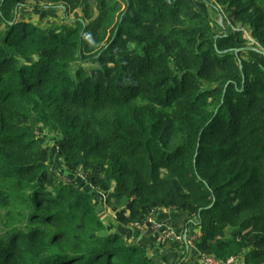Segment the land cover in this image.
I'll return each instance as SVG.
<instances>
[{"label": "trees", "instance_id": "1", "mask_svg": "<svg viewBox=\"0 0 264 264\" xmlns=\"http://www.w3.org/2000/svg\"><path fill=\"white\" fill-rule=\"evenodd\" d=\"M0 24V264H158L96 192L119 226L171 209L199 256L264 264V0H0Z\"/></svg>", "mask_w": 264, "mask_h": 264}, {"label": "crops", "instance_id": "2", "mask_svg": "<svg viewBox=\"0 0 264 264\" xmlns=\"http://www.w3.org/2000/svg\"><path fill=\"white\" fill-rule=\"evenodd\" d=\"M80 180H83V175L79 174ZM82 182V181H81ZM92 189V188H91ZM97 193L96 204L99 208H103L100 212L103 218H106V224L109 228H113L116 231L122 232L127 242L135 243L148 251L150 257L154 258L158 264H177L180 255L182 254L181 248L188 245V257L184 264H202L199 254L195 253L194 246L189 243L188 238L185 242V232L183 227L185 224L186 215L176 213L173 210H159L155 214L156 221L159 224L167 225L174 230L179 239H174L173 241H168L166 243H161L158 240V235L150 227L144 228L143 230H137L132 224L129 226H119L113 224L112 214L108 209H106L104 204V197L101 193ZM112 221H111V220ZM160 246V247H159Z\"/></svg>", "mask_w": 264, "mask_h": 264}, {"label": "rangeland", "instance_id": "3", "mask_svg": "<svg viewBox=\"0 0 264 264\" xmlns=\"http://www.w3.org/2000/svg\"><path fill=\"white\" fill-rule=\"evenodd\" d=\"M215 2H216V0H214L211 3H215ZM59 9H62V8L58 7L55 9H42V10H37V9L32 10L31 8H25V9L20 11L19 19L24 20V21H28V22H32L34 24H39L42 28H44V30H48L53 26H59V25L63 24V20H62L61 13H60ZM75 16H76V14L71 16V18L75 17ZM220 17H221V13H220ZM221 23H222V21H221ZM0 27H1V24H0ZM245 37L247 39H250L249 34H247V33L245 34ZM262 52H264V51H262ZM36 134H37V137L40 134L43 136L47 135V137L49 136V139L46 142H43V144H42L44 146V148L47 149V152L49 155L48 165L52 171H55L56 173L60 172L62 170V165H61V162L58 158V155L56 154V147H55L56 143L58 141V138H55L54 135H52L48 132L37 133V131H36ZM75 181H76V185H78L79 188H82V191H84L86 193L92 192L91 186L89 184H86L85 182L80 181L79 174H77V176L75 177ZM101 195L103 197H106V194H101ZM2 214H3V212H2ZM112 222H113L112 225L116 224V216L113 217ZM3 230H4L3 226L0 223V234L3 232ZM165 247H166V243H165Z\"/></svg>", "mask_w": 264, "mask_h": 264}, {"label": "built area", "instance_id": "4", "mask_svg": "<svg viewBox=\"0 0 264 264\" xmlns=\"http://www.w3.org/2000/svg\"><path fill=\"white\" fill-rule=\"evenodd\" d=\"M209 1L213 2L214 0H209ZM155 214L156 212L152 211L142 224L135 223L132 225L137 230H143L144 228L150 227L155 233H157L158 240L161 243L173 241L174 239H179L177 234L174 232L172 228H170L166 224L165 225L159 224L156 221ZM186 238H188L187 240H189V243L193 245L195 236L194 235H191L189 237L186 236ZM200 260L202 264H237V260L235 257L229 258L226 261H220L213 256L202 255L200 257Z\"/></svg>", "mask_w": 264, "mask_h": 264}, {"label": "water", "instance_id": "5", "mask_svg": "<svg viewBox=\"0 0 264 264\" xmlns=\"http://www.w3.org/2000/svg\"><path fill=\"white\" fill-rule=\"evenodd\" d=\"M221 21H222V17L219 16V19H218V24L221 25ZM247 50H251V51H255L257 53H260V51L256 50V49H252V48H246ZM239 51V50H238ZM263 56H264V53L262 52L261 53ZM186 236H187V232H185V242H186ZM186 249H188V245H186Z\"/></svg>", "mask_w": 264, "mask_h": 264}]
</instances>
